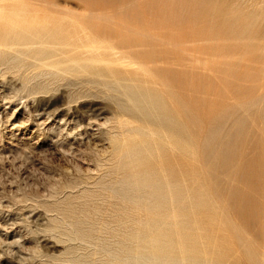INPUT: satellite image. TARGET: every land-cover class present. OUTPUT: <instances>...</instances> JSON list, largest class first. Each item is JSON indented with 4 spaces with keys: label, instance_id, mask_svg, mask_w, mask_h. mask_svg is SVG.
I'll use <instances>...</instances> for the list:
<instances>
[{
    "label": "rangeland",
    "instance_id": "rangeland-1",
    "mask_svg": "<svg viewBox=\"0 0 264 264\" xmlns=\"http://www.w3.org/2000/svg\"><path fill=\"white\" fill-rule=\"evenodd\" d=\"M0 264H264V0H0Z\"/></svg>",
    "mask_w": 264,
    "mask_h": 264
},
{
    "label": "bare ground",
    "instance_id": "bare-ground-1",
    "mask_svg": "<svg viewBox=\"0 0 264 264\" xmlns=\"http://www.w3.org/2000/svg\"><path fill=\"white\" fill-rule=\"evenodd\" d=\"M255 8V7H254ZM4 13V12H3ZM3 15V14H2ZM6 15H8V14H6ZM5 16V15H4ZM261 121V120H260ZM123 204V203H122ZM140 259V258H139ZM135 261V260H134ZM137 261V260H136Z\"/></svg>",
    "mask_w": 264,
    "mask_h": 264
}]
</instances>
